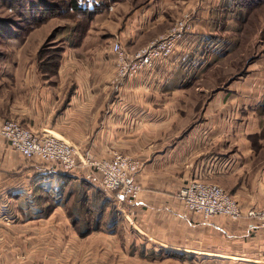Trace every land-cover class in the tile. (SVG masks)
<instances>
[{"label": "crops", "instance_id": "obj_1", "mask_svg": "<svg viewBox=\"0 0 264 264\" xmlns=\"http://www.w3.org/2000/svg\"><path fill=\"white\" fill-rule=\"evenodd\" d=\"M147 2L137 11L126 2L113 13L114 34L129 53L168 29L165 0ZM88 3L92 9L98 2ZM99 13L77 46L68 26L61 69L50 79L36 69L46 30H34L24 44L14 39L0 46V125L17 120L93 159L118 151L142 161L139 200L120 214L125 242L117 233V202L100 180L29 161L0 136V237L15 236L14 243L0 242V264H115L113 258L91 263L103 253L129 264H264V229L221 216L204 222L179 199L188 182L201 180L246 209L264 207V148L252 142L264 129V83L245 80L208 92L201 82L206 56L220 52L208 48L218 44L197 30L200 22L170 60L116 83V57L93 31L111 26L112 14ZM67 241L73 249L67 256L61 246H46Z\"/></svg>", "mask_w": 264, "mask_h": 264}, {"label": "rangeland", "instance_id": "obj_2", "mask_svg": "<svg viewBox=\"0 0 264 264\" xmlns=\"http://www.w3.org/2000/svg\"><path fill=\"white\" fill-rule=\"evenodd\" d=\"M70 1L71 0H0V46H4L9 41H14V39L20 40L24 44L29 38L30 33L34 30H46L45 38L40 43L36 55L37 73L43 79H45V77L50 79L51 76L53 77L55 74L58 75L65 53L62 35H66L68 26L72 25L75 29L73 34L76 33L78 36L75 40V46H77L83 43L89 30L97 23L95 17L98 14L92 15L91 17L86 14L78 13L70 8H68L67 12L59 13L58 9H60L61 6L67 7ZM93 1L105 3V7H107L103 8L104 12L107 11L109 14H112L109 22L111 26L104 27L102 30H99L97 27L93 30L98 32L101 39L104 41L107 40L109 49L112 51V44L120 42V39L114 34L115 30L113 31L112 28L114 24L113 13L116 12L119 5L128 2L130 3L129 9L137 11L140 6L143 7L149 3L147 1L151 0H90L89 2L92 3ZM30 2L37 5L35 10H32ZM165 3L167 6H165V9L163 7V13L167 19L165 22L166 25H168V29L163 35H166L177 21L189 16L192 18V26L193 23L200 22L199 27L197 25V30L212 37L215 40L214 45L218 44V46H212L213 44H209L208 46V48L218 49L220 53L218 56H206V59H208L205 63L206 70L201 79L202 83H207L208 92L214 90L216 92L221 90L227 91L230 85L233 87L237 85L240 86L245 80L252 81L254 79L257 82L261 81V83H264V0H178V2L176 0H165ZM81 4L83 7L89 5L86 1H82ZM25 6L28 7L26 11ZM23 7L24 10L22 9ZM110 7L114 9L110 11ZM45 11H48V13ZM144 11L148 12L147 9ZM26 12L28 14L31 12H40L39 21L31 22L33 25L29 24L23 27L22 18H24V14L28 15ZM19 16H22V18ZM203 16L205 22H201L200 18ZM26 19H28V16H26ZM193 29L194 26L192 27V30ZM160 36H158V38ZM153 41L154 40L149 43ZM204 47L207 48L203 44V48ZM113 55H115L114 52ZM0 56H3L1 51ZM115 71L116 67L114 68L113 76L115 75ZM261 116L264 123V112ZM8 120L15 121L7 117L2 120V123ZM252 142L256 150L264 148V129L253 137ZM78 151L82 159L90 158L82 154L81 149H78ZM114 153L124 154L115 151L112 155ZM128 155L140 161L136 156ZM141 163L144 166L142 161ZM76 175L79 177H88L83 171ZM93 178V180H100L98 177ZM104 194L107 193L105 192ZM107 197L111 198L112 201L115 200L112 195L107 194ZM116 204L117 208L113 209H118L120 212L118 214L116 213L119 218L117 233L119 235L120 245H123V242H125L123 239L125 226L120 214L130 205ZM88 226V233H92L94 228L90 225ZM83 236L88 237L86 235ZM14 237V235L4 234L3 237H0V242L3 240L6 242L12 239L11 241L14 243ZM56 245L63 247L61 254L64 256L71 254L73 250L70 247L71 242L68 241L66 243L55 242L46 246L51 249L55 248ZM6 249H9V247H6ZM103 254H105L104 257L99 256V259L91 261V263H99V261L109 263L108 258H113L116 259L114 261L115 264H129V262L121 259L120 256L111 257L106 255V253Z\"/></svg>", "mask_w": 264, "mask_h": 264}, {"label": "built area", "instance_id": "obj_3", "mask_svg": "<svg viewBox=\"0 0 264 264\" xmlns=\"http://www.w3.org/2000/svg\"><path fill=\"white\" fill-rule=\"evenodd\" d=\"M113 9L110 7V11ZM192 27V18L185 17L177 21L166 35L134 53L124 50L119 42L112 44L111 49L116 57L114 82H125L143 71L155 69L162 61L170 60L191 34ZM0 136L11 149L29 161L53 166L63 174L83 171L88 178H100L102 189L114 196L118 204L135 205L141 195L142 187L137 176L143 165L134 157L114 153L110 158L82 159L77 147L67 141L56 136H40L22 126L20 122L12 120L1 124ZM179 192L183 208L191 214L201 216L204 222L221 216L233 221L246 219L264 229V207L246 209L231 194L214 183L192 180Z\"/></svg>", "mask_w": 264, "mask_h": 264}, {"label": "trees", "instance_id": "obj_4", "mask_svg": "<svg viewBox=\"0 0 264 264\" xmlns=\"http://www.w3.org/2000/svg\"><path fill=\"white\" fill-rule=\"evenodd\" d=\"M82 1L89 2L90 0H71L70 3H69V5L67 7L61 6L60 9H58V12L59 13L67 12L68 11V8H70V9H73L74 11H77L78 13L86 14V15H89V16L92 17V15H97L100 11L103 10V8H106L107 7V6L105 7V3H102L101 2V3H97V5H95L92 9H90L89 8L90 5H87V6L84 5L85 7H83V5L81 4ZM30 4L32 6L31 7L32 10H35V8L37 7V5H35L32 2H30ZM26 8H28V7L25 6V11H26ZM41 8H42V6H41ZM22 9L24 10V7ZM45 12L48 13V11H45ZM40 14H41L40 12H31L28 15H25L24 14V18H22V16H19L23 20L22 21L23 22L22 26L23 27H26L27 25L32 24L33 22H37V20L39 19ZM26 16H28V19H26ZM34 24H36V23H34Z\"/></svg>", "mask_w": 264, "mask_h": 264}]
</instances>
